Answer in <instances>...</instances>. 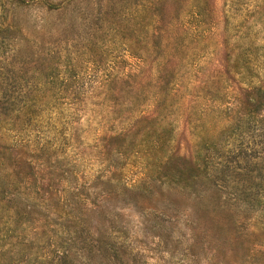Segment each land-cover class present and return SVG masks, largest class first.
Instances as JSON below:
<instances>
[{
    "label": "rangeland",
    "instance_id": "rangeland-1",
    "mask_svg": "<svg viewBox=\"0 0 264 264\" xmlns=\"http://www.w3.org/2000/svg\"><path fill=\"white\" fill-rule=\"evenodd\" d=\"M256 85L264 0H0V264H264Z\"/></svg>",
    "mask_w": 264,
    "mask_h": 264
},
{
    "label": "trees",
    "instance_id": "trees-1",
    "mask_svg": "<svg viewBox=\"0 0 264 264\" xmlns=\"http://www.w3.org/2000/svg\"><path fill=\"white\" fill-rule=\"evenodd\" d=\"M250 88H252L253 90H255V91H260V90H262V88H264V86H260V85H256V86H252V87H250ZM256 97H258V98H261V99H263L264 98V94L263 95H261L260 97L259 96H256ZM263 100H259V102L258 103H260V102H262ZM230 219V218H229ZM65 255H61L60 256V258L61 257H64ZM107 257V256H106ZM63 263L65 262L64 260L62 261Z\"/></svg>",
    "mask_w": 264,
    "mask_h": 264
}]
</instances>
